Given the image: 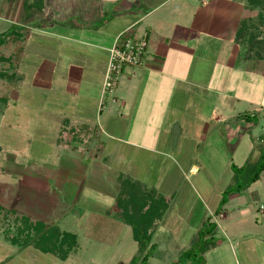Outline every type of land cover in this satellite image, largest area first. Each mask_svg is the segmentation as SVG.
<instances>
[{
    "label": "rangeland",
    "instance_id": "1",
    "mask_svg": "<svg viewBox=\"0 0 264 264\" xmlns=\"http://www.w3.org/2000/svg\"><path fill=\"white\" fill-rule=\"evenodd\" d=\"M222 2L227 4L225 9L233 13L232 17L238 21V25L241 19L253 18L257 15V11L247 10L245 0H222ZM21 10L19 2L9 3L0 0V33L11 30L12 26L6 23V19L17 24L28 22V18L26 16L23 18L20 14ZM192 11L185 10L180 13L181 15L178 13L172 17L175 19L173 21L178 23L170 27L171 30L174 28L173 33L176 35L174 38L181 37L182 41L192 39L195 49L199 47L197 43L199 38L202 39L205 35H211L213 42L218 41L220 34L213 33L214 30L218 26L223 31L227 26L225 35L221 39L222 46L216 49L220 51L218 54L220 57L217 59V62H220L216 63L220 66L214 64L210 53L207 59L201 61L195 55L182 57V54L172 52L173 56L178 55L177 62L169 61L165 69L158 70L160 74L154 77L155 80L151 81V85L175 83L172 79L162 77L163 74H168L174 79L190 80L199 86L195 90L192 89L190 97L192 102L198 103L200 100L208 99L209 93L213 91L217 94L221 93L223 100L236 103L238 107L236 112L229 113L228 115L231 116H227L228 118L221 125L212 132H206L207 134L204 131L205 123L183 121L184 108L176 113L174 123L169 122L170 126L173 125L172 129L169 127L167 130L165 123L158 121L159 118L154 119L156 116L145 115L144 123H141L135 119L136 115H133L131 121L125 123H129L132 129L129 133L118 130L117 120L112 119L99 123L102 125L104 123L105 130L109 132L99 134L108 147L117 145L124 149L122 151L124 159L128 162L127 166L135 168L134 175L140 179V182H137L140 189L159 185L157 191L170 199L169 216H172L173 221L177 220L183 226L193 215L197 223L200 218L201 221L205 218V221L209 219L216 225L218 247L208 251L201 260H193L189 264H245L253 256L252 249L254 262L264 264V175L242 193L231 194L227 203L221 207V213L215 215L227 187H233L238 182L232 181L235 173L232 165L242 167L248 159L252 160V152L264 135V45L261 46L259 42H264V33L253 37L255 29L249 28L248 33L238 39L237 25L233 43L230 44L229 39L235 26L234 23H227L223 17L224 10H218L217 15L214 14L207 20L205 27L190 29L193 22V18L190 19ZM24 13H28V10ZM110 21L107 22L109 24L106 30L109 35L126 26L123 19L116 18ZM196 22L199 23L198 20ZM100 24L97 25L96 22L94 27L97 28ZM160 30L165 33L170 29L167 25L165 29L160 28ZM31 40V43L36 41V44L31 45L30 58L26 59L30 73L27 80L24 79L23 58L18 54L21 45L7 41L0 48L1 53L11 59L9 62L0 63V73L7 76L5 79H0V264H129L137 252V243L132 233L127 239L116 234L117 240L113 245L114 231L112 232L110 227L115 228L114 223L95 218L90 219L88 227L85 228L87 223L78 218L79 215L75 217L76 212L81 213L85 207L91 212L95 206L84 200H81L82 203L78 206L75 205L73 201L75 197L80 198L81 193L76 196V192H73L75 190H72L75 189L73 185H67L68 180H63L64 192L68 191L67 194L63 192L65 195L60 192L61 187L56 186L55 176L52 183L50 182V189L46 185L42 188L34 185V182L42 184V181H45L43 180L45 174L50 176L60 170L58 160L62 156L57 146L66 148L72 146L76 149L73 150L76 151L73 155L66 151L67 157H64V160L75 158L76 155L81 156L83 150L87 151V149L93 153L91 157L97 159L98 163L108 160L102 157V141L97 140L98 133H62V128L59 133H55L59 115L65 112L69 114V104L77 99L76 96L69 95L65 83L59 81V68L73 71L76 67L73 63L81 58L78 49H72L67 42L59 41L53 36L36 32H31ZM231 46H234V57L230 56ZM211 51L214 52L213 49ZM183 59L184 62L181 63ZM43 61L48 62L52 67H56L54 64L57 65L58 62L60 67H57L58 75L49 73L42 75L47 82L43 83L41 90L39 65ZM216 66L218 81H209ZM79 69L80 67L77 68ZM77 70H74L75 74L78 78L82 77L76 73ZM83 71L86 73V67H83ZM95 76L99 77L97 74ZM87 78L88 75L84 74L82 82L84 85ZM30 80L34 86L32 91L29 88ZM178 85L180 89L183 88L181 83H175V87ZM151 90L156 91L152 88ZM179 91L175 92V98L181 95ZM107 96L102 97L107 99ZM110 98L114 100L115 93ZM29 100L32 103L30 105ZM209 104L205 102L198 108L210 112ZM88 105L85 108L90 110V101ZM224 110L229 112L228 107H224ZM246 113L258 115V123L247 124L242 118L236 119L237 116L241 117ZM195 118L198 119L197 116ZM181 120L184 124H188L187 127L184 125L183 130L180 129ZM141 124H147L146 133L141 130ZM45 126L47 129L44 128ZM108 134L131 139L150 151L127 147L121 142L109 139ZM78 143H81V146ZM62 147L59 148L61 151ZM88 153L83 154L84 157L88 156ZM82 161V166L86 168L89 160L84 158ZM68 163L70 162H67L65 168L69 166ZM193 166L198 167L195 174L191 173ZM81 170L77 171L75 176L79 174L81 176L83 174ZM63 177L66 178L65 175ZM243 180L239 181L242 183ZM45 182L47 184V181ZM78 188L83 189V186ZM131 188L126 187L121 198L118 195L115 213L120 210L119 204L122 198L124 212H134L137 215L140 213L138 211L143 203L141 193ZM48 190L50 193L47 192ZM174 193L177 195L175 198L167 195ZM205 209L207 212L204 217ZM111 214L108 213L107 217L114 216L113 213ZM221 214L225 217L221 218ZM195 222L192 221L190 226L193 227ZM126 228L129 232L132 231L129 226ZM54 231H58V238L52 234ZM66 233L68 235L64 237ZM71 234L77 237V244H71L69 240ZM179 237L173 234L166 236L159 234L158 241L162 250H156L152 254L149 264L176 262L183 252L178 255L180 251L175 249L180 247L174 244L172 246L167 239H173L179 244L177 241ZM12 239L16 243H12ZM185 243L189 246L186 241ZM53 246L56 247L52 248L53 254L44 253L39 249L40 247L50 249Z\"/></svg>",
    "mask_w": 264,
    "mask_h": 264
},
{
    "label": "crops",
    "instance_id": "2",
    "mask_svg": "<svg viewBox=\"0 0 264 264\" xmlns=\"http://www.w3.org/2000/svg\"><path fill=\"white\" fill-rule=\"evenodd\" d=\"M5 1L9 3L19 2L20 8H22L20 14L23 18L25 16L28 18V22H18L19 24L6 19V23H10L12 27L21 26L24 29V79L27 80L30 75V73H28L29 69L26 61V59L30 58L31 55L30 47L32 44H36V41L31 43V32L53 36L59 41L67 42L68 45H70L69 47L74 50L77 48L79 51V57L81 58H78L76 63H73V65H76L73 71L80 67L76 73H79V75H82V77L79 76L78 78V75L75 74V71L73 72L72 70L60 67L58 62L57 65L54 64L56 67H52L46 61L41 62L39 65V88L41 90L44 86L43 83L47 82L46 79L42 78V75H58L57 67H60L59 81L65 83L68 90L67 92H70L69 95L77 97L74 102L69 104V114L65 112L59 115L60 117L57 120L59 125L56 124L57 128L55 133H59L61 130L60 128L63 129L62 133H98L97 140L101 142L102 140L99 133L109 132L105 130L104 123L102 125L99 124L100 122H107L112 119L117 120L116 125L118 126V130H121V132L125 130L124 133H129L132 131V129L130 125H128L129 123H125L131 121V117L133 115H136L135 119H138L141 123H144L145 115L146 117L149 115H152L153 117L156 116L154 119L159 118L157 120L165 123L166 129L168 130L169 127L171 129L173 128V125L170 126L169 122L174 123V116L183 108L184 109L182 111L185 116L183 121L193 120L199 121L200 123H205L206 126L204 131L205 133H208L212 132L215 128L221 125L224 120L228 118L227 116H231L228 114H233V112H236V109L238 108L236 103H233L229 100H223L221 98V93L217 94L213 91L209 93L210 97L208 99L200 100L198 103L192 102L190 98L192 89L195 90V88H199V86H197L193 81L174 79V77H171L168 74H163L162 77L165 76L169 79H172L175 83H181L183 88L180 89V85L175 87V83H153V85H151V81L155 80L154 77L160 74L158 70L165 69V67L169 65V61L177 62L176 59L178 55L173 56L172 52H176L179 55L182 54V57H185V55H195L198 59H201V61L207 59L208 53H210V58H213L212 60L214 64L220 62H217V59L220 57V55H218L220 51H216V49H220V46H222L223 40L221 39H223L225 35L224 32H226V29L228 28L227 26L224 27L223 31H221L218 26L214 30L213 33L220 34V39H218V41L215 40V42H213V37L211 35H205L202 39L199 38L197 42L199 43V47H195L197 51L193 48L194 42H192V39L182 41L181 37L178 39L174 38L176 36L173 33L174 28L171 30L170 27H172L174 24L178 25V23L174 22L175 19H172V17L178 13L182 14V12L185 10H193L190 12L192 13L190 19L193 18L190 29H195L200 26L205 27L207 20L213 17L214 14L217 15L216 12L218 10H224L225 13L223 12L224 16H222L226 19L228 24L231 22L234 23L235 26L233 34L231 35L232 37L229 39L230 44H232L238 21L232 17L233 13H231L230 10L225 9L227 4L223 3L222 0H42L40 3H36L35 0ZM32 2L39 4L40 8L38 10H33L34 12L32 10H28V13H24L26 11V4H30ZM30 11H32V13H30ZM116 18L123 19L126 23V26L115 34L109 35V33L106 31L108 27L107 25L109 24L107 22ZM95 20L97 25L102 23L97 28L94 27L96 23ZM196 20H198L199 23L196 22ZM203 21L205 23H203ZM144 23L146 24L143 25ZM167 25L170 30L162 33L160 28L165 29ZM141 26L142 28H140ZM126 31H130V33L136 38H142L146 40L147 53L145 56L144 66L125 68L121 74L122 79L120 76L121 81L119 79L118 87L115 91V99L112 100V98L109 96H107L106 99V97H102V84L104 73L109 61V50L114 45L118 36ZM4 32H1L0 34ZM181 36L185 35L181 34ZM211 46H213L211 49H213L214 52L211 51ZM230 48L232 49V52H230V56L232 57L234 55V46H231ZM182 62H184V59L181 61V63ZM216 65L220 66L219 64ZM82 66L86 67V73H84ZM189 69L190 68H188V70ZM216 71L217 66L215 67L214 72H212L209 81H218ZM84 74L88 75L85 85L82 83ZM95 74L99 75V77L96 78ZM59 81L53 82L58 83ZM211 84L212 82H210V85ZM30 86V90H34L32 89L34 88V86H32V80H30ZM151 88L156 89V91H152ZM176 91H179L181 94V97H176L177 99L175 98ZM28 94L31 95L30 92H28ZM185 97L188 98L185 99ZM30 101L31 100L28 101L29 105L32 104ZM89 101L91 102V108L90 110H87L85 106L88 105ZM205 102L210 103V112L198 108L199 106L204 105ZM224 107H228L229 112L224 110ZM192 116H194V118H192ZM196 116L198 119L195 118ZM183 121L180 129H184V125L186 127L188 125L184 124ZM141 125V130L143 133H146L147 124ZM44 128L47 129V126ZM108 138L117 142H121L130 148H138L150 151V149H145L142 147V145L135 143L131 139L118 138L112 134H108ZM79 145L81 146V143ZM57 147L62 156L58 160L60 163V170L58 173H52L50 176L45 174L43 180L47 181V184L45 181H42V184H40V182H34V185H37L41 188L43 185H46V187L50 189V182L52 183L53 177L55 176L54 182L56 183V186L61 187L60 192L63 193L65 191V187H63V180H68L67 182L69 183H67V185H73L75 189L72 190H75L73 192H76V196H78L79 192L81 193L80 198L75 197L73 201L75 205L78 206L80 203H82L81 200H84L85 202L91 203L95 206L91 212L90 210H86V207L81 210V213L78 211L80 214L76 212L75 217L79 215L78 218L87 223L85 228L88 227V221H90V219H104L110 223H114L113 226L115 228L110 227L112 232L114 231V236L112 238L113 245L117 240L116 234H120L121 237L124 236L126 239L127 236L130 237V233H132L131 227L129 226L131 231L129 232V230L126 228L128 225L120 220V217H117L118 211L115 213L117 207L116 199H118V195L121 192L120 182L122 178L131 179L135 182H140V179H137L134 175L135 168L127 166L128 162L124 159L122 153L124 149L117 145L114 147H108L107 143L102 141V157H104V160L107 158L108 162L102 161V163H98L97 159L91 157L93 153H90L91 151L89 152L88 149L87 151L83 150V154H87L89 152L88 154L90 156L88 155L84 157L82 154L81 156L76 155L75 158L70 157L71 159L67 160L66 158L64 160V157H67L66 151L73 155V153L76 152L73 150L76 149L72 146H67V148L62 146ZM60 147H62V151L59 149ZM84 158L89 160V163H86V168L82 166V159L84 160ZM67 162H70L68 163L70 168L69 166L65 168L67 166ZM79 169H82L81 171L83 174H81V176L80 174L75 176V173L80 171ZM197 171V166H193L191 168L192 174L197 173ZM64 175L66 178L63 177ZM57 183L60 185H57ZM79 186H83V189H79ZM158 186H145L143 189L156 188L157 190ZM69 188L71 189V187ZM47 192L50 193L49 190ZM67 192L68 191L64 193L67 194ZM167 195L168 197L172 196L173 198L177 196L176 193L173 195ZM170 208L171 207L168 208L165 216L157 227L152 238V243L157 246V250H162V247L159 245L160 241H158L159 234H164L165 236L171 234L174 236H180L177 239L179 244L173 241V239H167L171 245L174 244L176 247H180V249H175L176 251H180L178 252V255H180L185 251V249L187 250L190 248L198 234V231L202 227V223L206 219L203 218L201 221L200 218L197 223V221L195 222V218L192 215L188 218V223L181 226L177 220L173 221L172 216H169ZM206 212L207 210L205 209L204 217ZM108 213H110V215L113 213L114 216H110L109 218L107 217ZM224 217L225 215L221 214V218ZM192 221L195 222L193 227L190 226ZM189 234L191 235L186 237V235ZM217 234L218 232L215 229L213 235L216 237ZM120 239H118V241H120ZM185 241L189 244V246L185 243ZM252 254L253 256L251 259L246 261L245 264H259L253 260V249ZM249 256H247V258H249Z\"/></svg>",
    "mask_w": 264,
    "mask_h": 264
},
{
    "label": "trees",
    "instance_id": "3",
    "mask_svg": "<svg viewBox=\"0 0 264 264\" xmlns=\"http://www.w3.org/2000/svg\"><path fill=\"white\" fill-rule=\"evenodd\" d=\"M36 3H40L42 0H35ZM247 3V10L249 11H257V15L255 17H249L245 19H241L238 25L237 30V38L241 39L243 35L248 33L249 28H254V36L257 37L264 33V0H245ZM26 10H38L39 4H35L32 2L30 4H26ZM19 31L21 33H19ZM24 32L23 27L15 26L12 27L11 30L0 34V48L7 41L12 42L17 45H21L18 54L23 58L24 56V46H23V36ZM257 35V36H255ZM261 46L264 45L263 41H259ZM262 48V47H261ZM18 56V57H19ZM11 59L6 57L0 51V63L9 62ZM3 73H0V79H5ZM12 78V77H8ZM244 120L247 124L256 125L258 123L259 116L253 113H246L241 117H236V119ZM252 160L248 159L242 167H237L232 165L233 168V176L232 181L237 182L235 186H228L225 192L223 193V197L220 201V207L216 210L215 215H219L221 213V207L227 203L228 197L234 193H242L244 190L248 189L251 185L257 182L264 175V135L260 138V143L256 148H254L252 152ZM240 179H244L242 183L239 181ZM126 187H132V189L136 190L142 197V204L140 207V212L138 215L134 212L126 213L122 209V201L119 204V217L125 224L131 227L133 239L137 243V252L131 259L129 264H149V258L152 254L157 250V246L152 243L153 235L165 216L168 207H169V198L164 197L160 194L156 189H140L137 182L129 179H123L121 182V192L119 194L120 198L123 196V193L126 191ZM216 225L211 223L208 219L205 221L198 231V234L193 241L190 248L184 251L176 262L172 264H189V262L201 260L206 252L217 247L218 242L216 241V237L213 235L215 231ZM58 231H54L52 234L55 238H58ZM68 234H64V237ZM69 240L72 242L71 244H77V237L75 235H69ZM50 239V238H49ZM12 243H16L14 239L11 240ZM55 246L47 249L46 247H40L44 253H52ZM196 263V262H195Z\"/></svg>",
    "mask_w": 264,
    "mask_h": 264
},
{
    "label": "built area",
    "instance_id": "4",
    "mask_svg": "<svg viewBox=\"0 0 264 264\" xmlns=\"http://www.w3.org/2000/svg\"><path fill=\"white\" fill-rule=\"evenodd\" d=\"M146 53L147 42L145 39L134 37L130 31L119 35L109 50V61L102 84V96L112 97L114 95L125 68L144 66Z\"/></svg>",
    "mask_w": 264,
    "mask_h": 264
}]
</instances>
